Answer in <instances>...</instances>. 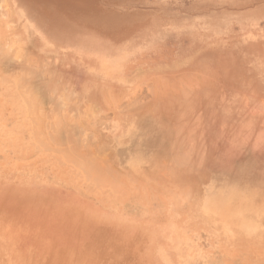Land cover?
Wrapping results in <instances>:
<instances>
[{
	"label": "rangeland",
	"instance_id": "rangeland-1",
	"mask_svg": "<svg viewBox=\"0 0 264 264\" xmlns=\"http://www.w3.org/2000/svg\"><path fill=\"white\" fill-rule=\"evenodd\" d=\"M246 0H0V264H264V42Z\"/></svg>",
	"mask_w": 264,
	"mask_h": 264
},
{
	"label": "crops",
	"instance_id": "crops-1",
	"mask_svg": "<svg viewBox=\"0 0 264 264\" xmlns=\"http://www.w3.org/2000/svg\"><path fill=\"white\" fill-rule=\"evenodd\" d=\"M210 16L218 39L264 42V0L230 1Z\"/></svg>",
	"mask_w": 264,
	"mask_h": 264
}]
</instances>
